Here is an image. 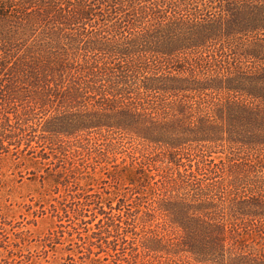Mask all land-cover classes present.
Masks as SVG:
<instances>
[{
  "label": "rangeland",
  "instance_id": "rangeland-1",
  "mask_svg": "<svg viewBox=\"0 0 264 264\" xmlns=\"http://www.w3.org/2000/svg\"><path fill=\"white\" fill-rule=\"evenodd\" d=\"M0 1V264H194L159 240L160 208L249 173L230 137L264 126V0ZM179 71L192 90L151 93L214 141L169 158L137 135L170 130L124 113Z\"/></svg>",
  "mask_w": 264,
  "mask_h": 264
},
{
  "label": "trees",
  "instance_id": "trees-1",
  "mask_svg": "<svg viewBox=\"0 0 264 264\" xmlns=\"http://www.w3.org/2000/svg\"><path fill=\"white\" fill-rule=\"evenodd\" d=\"M181 73H171V82H167V86L159 87L157 84L143 82L138 89L145 92L142 100L133 102V108L126 109L124 113L135 120L134 127H146L147 124L151 128L164 124L165 128L170 130V138H153L154 134L150 133L155 132L148 129L149 132H137V140L143 145L153 142L167 144L170 146L169 158L180 154L179 151L185 143H193L196 140L214 141L210 136L202 138V135H199L205 130L201 129L200 124L193 121L192 117L187 119L181 106L172 101L174 99L163 101V98L151 93L152 90H166L169 96H179L180 92L192 90L191 76L194 81L197 79L196 75L190 72L191 76L188 74L183 77ZM146 77L145 75L142 81ZM186 81L188 85L185 86L183 83ZM252 105L253 103L241 105V109H248L247 112L256 110ZM206 112L203 117L199 114L196 119L202 123L203 120L209 122V127L216 128L219 124L214 121V110L211 108ZM260 119L261 125H264V111ZM256 135L255 132L247 144L238 137H230L235 155L237 152L234 143H240L242 148L245 147L244 149L249 151L248 154L242 150L246 156L249 173L239 177L236 184L227 188L214 181L206 184L193 183L190 187L192 192L189 188L178 193L167 201L166 207L160 208L162 216L158 217L161 219L158 222H163V225H158L162 230L158 235L159 240L161 238L162 242H165L166 248L175 249L176 255H179V248H183L190 253L194 264H264V126L261 128L260 139H255ZM140 170L145 171L142 168Z\"/></svg>",
  "mask_w": 264,
  "mask_h": 264
}]
</instances>
